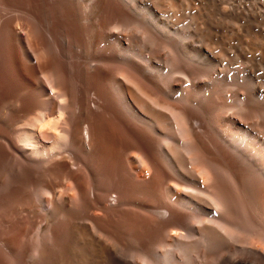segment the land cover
<instances>
[{
	"label": "bare ground",
	"instance_id": "obj_1",
	"mask_svg": "<svg viewBox=\"0 0 264 264\" xmlns=\"http://www.w3.org/2000/svg\"><path fill=\"white\" fill-rule=\"evenodd\" d=\"M188 7L0 0V264L264 263V87Z\"/></svg>",
	"mask_w": 264,
	"mask_h": 264
},
{
	"label": "rangeland",
	"instance_id": "obj_2",
	"mask_svg": "<svg viewBox=\"0 0 264 264\" xmlns=\"http://www.w3.org/2000/svg\"><path fill=\"white\" fill-rule=\"evenodd\" d=\"M183 2L189 4L185 10L187 15H191L192 8L195 9L200 14L199 21L202 27L213 30L226 40L225 48L229 54L240 55L244 52L253 54L248 63L255 70V81L264 87V55L258 48V45L264 44V0H183ZM230 20H233V23ZM253 42L255 50L251 47ZM255 264L264 263L255 256Z\"/></svg>",
	"mask_w": 264,
	"mask_h": 264
}]
</instances>
